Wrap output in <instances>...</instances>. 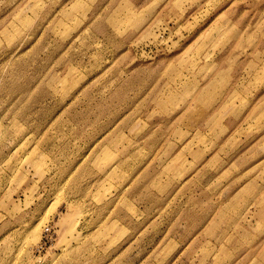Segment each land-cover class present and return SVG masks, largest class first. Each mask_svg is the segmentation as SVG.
Returning <instances> with one entry per match:
<instances>
[{
  "label": "rangeland",
  "instance_id": "1",
  "mask_svg": "<svg viewBox=\"0 0 264 264\" xmlns=\"http://www.w3.org/2000/svg\"><path fill=\"white\" fill-rule=\"evenodd\" d=\"M0 264H264V0H0Z\"/></svg>",
  "mask_w": 264,
  "mask_h": 264
},
{
  "label": "built area",
  "instance_id": "2",
  "mask_svg": "<svg viewBox=\"0 0 264 264\" xmlns=\"http://www.w3.org/2000/svg\"><path fill=\"white\" fill-rule=\"evenodd\" d=\"M50 233H51V229L46 228V230H45L46 238L50 235Z\"/></svg>",
  "mask_w": 264,
  "mask_h": 264
}]
</instances>
